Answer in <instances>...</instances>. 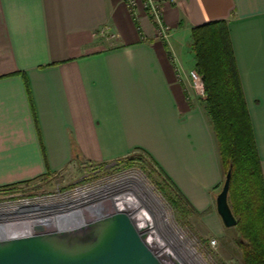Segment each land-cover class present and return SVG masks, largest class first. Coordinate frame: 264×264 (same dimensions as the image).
<instances>
[{"label":"crops","instance_id":"crops-1","mask_svg":"<svg viewBox=\"0 0 264 264\" xmlns=\"http://www.w3.org/2000/svg\"><path fill=\"white\" fill-rule=\"evenodd\" d=\"M153 1L165 35L144 1L132 13L122 0H0V187L142 152L195 208L211 206L222 168L189 85L192 30L216 21L227 23L264 180V0Z\"/></svg>","mask_w":264,"mask_h":264},{"label":"trees","instance_id":"trees-1","mask_svg":"<svg viewBox=\"0 0 264 264\" xmlns=\"http://www.w3.org/2000/svg\"><path fill=\"white\" fill-rule=\"evenodd\" d=\"M191 47L195 70L203 79L204 104L219 145L220 161L227 172L232 170L229 203L238 219L236 229L241 239L237 242L246 264H264L262 167L226 21L194 27ZM31 182L6 185L0 191Z\"/></svg>","mask_w":264,"mask_h":264},{"label":"rangeland","instance_id":"rangeland-1","mask_svg":"<svg viewBox=\"0 0 264 264\" xmlns=\"http://www.w3.org/2000/svg\"><path fill=\"white\" fill-rule=\"evenodd\" d=\"M111 40L115 41L116 38H111ZM200 77L203 83L202 76L200 75ZM189 88L192 95L198 101H204L206 94H200L191 85H189ZM216 146L219 154L217 140ZM220 165L222 168V180L217 195L222 190L227 175V170L222 165L221 161ZM84 172V175L86 176L79 180V177L81 174L83 175ZM131 174L136 176V178L132 179L139 184H141L139 179H143L146 182V186L157 195L161 200V203L156 205L151 204V207L153 206L154 210H161L160 208H163L164 215L169 224L173 225L175 230L181 236L188 237L189 245L196 250L198 255H200L203 264H246L244 260V251L237 242L241 239V235L238 229H236V226L226 227L223 224L217 211L216 200L211 206L204 209V211L198 210L192 205L188 198L182 197L180 193L178 194L172 183L164 180L159 168H157V166H155L154 163H152L142 152H136L133 156L120 160L117 163L93 164L86 168L80 167L74 172L61 176H52L47 179L41 178L31 183H27L28 185L20 184L14 188L0 191V200H12L34 197L36 195L55 194L56 191H64L68 189V186H74L79 181H81L79 184H98L106 181V178L108 177L111 178L112 175L115 177L126 175L127 177V175L130 176ZM130 179L129 183H131ZM122 182H126V180ZM205 200L206 199H203V201ZM148 202L150 201L148 200ZM204 208H206V204ZM153 241L152 246L158 253H161L159 246ZM162 259L166 262L164 257H162Z\"/></svg>","mask_w":264,"mask_h":264},{"label":"water","instance_id":"water-1","mask_svg":"<svg viewBox=\"0 0 264 264\" xmlns=\"http://www.w3.org/2000/svg\"><path fill=\"white\" fill-rule=\"evenodd\" d=\"M231 178L229 169L216 198L226 227L238 223L229 203ZM100 210L97 220L73 230L38 224L32 233L12 237L0 230V264H165L148 245V231L139 230L127 211L115 212L109 203Z\"/></svg>","mask_w":264,"mask_h":264},{"label":"built area","instance_id":"built-area-1","mask_svg":"<svg viewBox=\"0 0 264 264\" xmlns=\"http://www.w3.org/2000/svg\"><path fill=\"white\" fill-rule=\"evenodd\" d=\"M127 9L135 13L140 1L145 2V6L149 8L152 13V17L156 22L161 35H165V28L163 26L161 17V8L153 0H122ZM176 2L177 0H171ZM109 27L103 30V34L107 37L115 38V35L111 33ZM191 86L196 89L200 94L205 95L204 85L201 77L196 70L190 72ZM129 175L114 176L106 178V181L98 184H79L77 182L74 186L69 187L64 191H56L54 194H46L40 196H34L29 198L12 199V200H0V230H4L7 234L8 228L18 227L24 230L18 231L17 234H22L27 231L28 234L34 231V227L38 224H43L42 221H50L48 224H43L49 230L59 229H77L80 225L85 224L88 218V213L91 210L100 208L104 204H111L114 207L120 206L124 203V197L133 198L131 193L144 194L141 195L144 202V206L149 209L151 207V201L148 202V195L143 186L137 181L130 179ZM126 180V182H122ZM139 185V187H138ZM144 197V198H143ZM145 208V207H144ZM118 211H127L135 221V224L139 230H143L140 225V219L135 217L130 206L128 209L121 207ZM115 211V209H114ZM89 220V219H88ZM56 224V225H54ZM52 225V227H50ZM84 225L83 227H86ZM25 227V228H24ZM149 231V230H145ZM23 234V235H27ZM148 245L156 251L152 246V240L150 233L146 239ZM157 252V251H156ZM158 253V252H157ZM165 262V261H164ZM166 264V262H165Z\"/></svg>","mask_w":264,"mask_h":264},{"label":"bare ground","instance_id":"bare-ground-1","mask_svg":"<svg viewBox=\"0 0 264 264\" xmlns=\"http://www.w3.org/2000/svg\"><path fill=\"white\" fill-rule=\"evenodd\" d=\"M129 177L136 178V176L134 174H131ZM139 180L142 181L141 183L143 184V188L148 193V197H149L151 203L154 205L160 204L161 200L157 197V195L148 186H146V183L143 181V179H139ZM131 195L133 198L126 197V196L124 197L125 198L124 203L126 204L125 206L123 205V203L117 207H114L113 205H111V209H113V210L115 209V212H117L118 208H121V207L127 208L128 206L134 204L137 201L140 202L144 206V202L142 200V197L138 193H131ZM141 195H143V194H141ZM144 207H146V206H144ZM156 207H158V206H156ZM158 208H160V207H158ZM143 209L145 210L147 208H143ZM160 209L161 210H159V209L154 210L153 206H152V209H150L152 211V215L155 218L156 223H157V224L155 223V225L158 227V229L160 230V233L162 234V236H161L158 233L157 229L155 227L153 228L154 235L156 236V238L158 239V241L160 243V244H158L157 242L153 241L156 243L157 246H159V250L161 253H158V254L161 257H164L166 259V264H203V262L201 261L200 255H198L196 250L189 245L188 237L181 236L175 230L173 225L169 224L167 218L164 215L163 208H160ZM101 210H100V208L91 210L88 213V218H87V221L85 222V224L80 225L78 227L82 228L84 225H88L91 222H93L98 217V214L100 213ZM146 214H147V212H146ZM88 219H90V221ZM145 220H146V218H145ZM42 222H43V224H48L50 221L45 220ZM54 225H56V224H54ZM50 227H52V225ZM21 230H24V229H22V228L19 229L17 226L8 228V230H7V232H9L8 236L9 237L20 236V235L27 233V231H24V233H22V234H17L18 231H21ZM153 232H152V234H153Z\"/></svg>","mask_w":264,"mask_h":264},{"label":"flooded vegetation","instance_id":"flooded-vegetation-1","mask_svg":"<svg viewBox=\"0 0 264 264\" xmlns=\"http://www.w3.org/2000/svg\"><path fill=\"white\" fill-rule=\"evenodd\" d=\"M144 181V180H143ZM142 181H140V183H141ZM145 182V181H144ZM146 183V182H145ZM141 185L143 186V184L141 183ZM144 189V188H143ZM145 190V189H144ZM144 195V194H143ZM140 196H141V194H140ZM148 200H150V199H148ZM129 207V206H128ZM128 207L126 208V209H128ZM144 208V206L140 203V202H135L134 204H132V205H130V209H131V211H133V213H134V215H135V217H137V218H139L140 219V225H141V228L143 229V230H149L148 232L150 233V237H151V240L153 241H155V242H157L158 244H160L159 243V241H158V239L156 238V236L154 235V232H153V228L155 227L156 229H157V231H158V233L162 236V234L160 233V230L158 229V227L155 225V223H156V220H155V218L153 217V215H152V211L149 209V208H147V207H145V208H147V209H143ZM147 212V214H146V212ZM145 218H146V220H145ZM143 220V221H142ZM154 221V222H153ZM146 222V223H145ZM157 224V223H156ZM152 232H153V234H152Z\"/></svg>","mask_w":264,"mask_h":264}]
</instances>
